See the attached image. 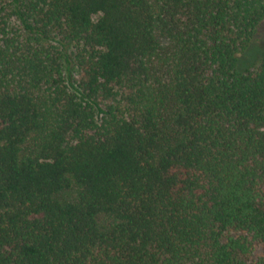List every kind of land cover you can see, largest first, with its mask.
<instances>
[{"label": "trees", "instance_id": "obj_1", "mask_svg": "<svg viewBox=\"0 0 264 264\" xmlns=\"http://www.w3.org/2000/svg\"><path fill=\"white\" fill-rule=\"evenodd\" d=\"M263 22L0 0V264H264V54L241 65Z\"/></svg>", "mask_w": 264, "mask_h": 264}, {"label": "rangeland", "instance_id": "obj_2", "mask_svg": "<svg viewBox=\"0 0 264 264\" xmlns=\"http://www.w3.org/2000/svg\"><path fill=\"white\" fill-rule=\"evenodd\" d=\"M162 45H167L166 39H160ZM264 54V22L260 25L255 37L250 43L249 48L241 55V65L249 66L256 62L259 56ZM75 191H68L62 195L63 198H72Z\"/></svg>", "mask_w": 264, "mask_h": 264}]
</instances>
